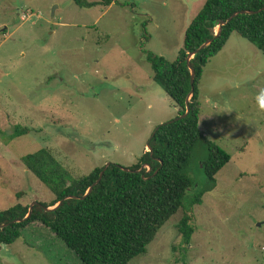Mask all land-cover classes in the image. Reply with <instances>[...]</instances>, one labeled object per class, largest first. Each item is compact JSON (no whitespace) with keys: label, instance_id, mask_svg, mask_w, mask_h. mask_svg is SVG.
I'll return each mask as SVG.
<instances>
[{"label":"rangeland","instance_id":"obj_1","mask_svg":"<svg viewBox=\"0 0 264 264\" xmlns=\"http://www.w3.org/2000/svg\"><path fill=\"white\" fill-rule=\"evenodd\" d=\"M110 1L84 9L72 0H0V212L54 200L23 156L47 149L74 178L107 164L131 167L156 128L178 116L145 56L174 62L205 0ZM262 91L264 53L231 35L198 85L200 128L231 160L215 189L191 207L190 244L177 230L180 209L129 264H264ZM15 126L29 132L8 140ZM203 154H193L187 175L194 187L182 208L206 182ZM0 264L81 262L33 223L1 246Z\"/></svg>","mask_w":264,"mask_h":264},{"label":"trees","instance_id":"obj_2","mask_svg":"<svg viewBox=\"0 0 264 264\" xmlns=\"http://www.w3.org/2000/svg\"><path fill=\"white\" fill-rule=\"evenodd\" d=\"M72 1L84 9L108 6L111 2ZM234 14L237 15L215 36L216 22H225ZM233 34L264 53V0H205L186 28L174 62L146 54L153 81L172 100L178 116L186 113V99L191 91L190 68L195 72L194 91L185 117L175 120L177 116L159 125L147 144L151 152L146 151L137 164H108L106 168H95L88 176L74 178L47 149L23 156L22 164L51 192L54 200L34 206L27 219L29 207L21 204L0 212V249L14 244L29 225L40 223L81 264H129L146 253L158 231L180 209L184 216L177 230L188 246L195 232L191 207L201 204L203 195L215 189V176L231 160L199 128L198 85L208 62L222 51ZM208 41L187 62L188 55ZM28 132L26 127L15 126L7 139L14 140ZM197 149L204 152L199 161L206 182L190 207L182 208L186 193L194 187L187 170ZM61 201L58 208L44 210Z\"/></svg>","mask_w":264,"mask_h":264},{"label":"water","instance_id":"obj_3","mask_svg":"<svg viewBox=\"0 0 264 264\" xmlns=\"http://www.w3.org/2000/svg\"><path fill=\"white\" fill-rule=\"evenodd\" d=\"M236 15H237V14L232 15V16H231L230 18H228L225 22H223V21H218V22H216L217 30H216L215 36H218V35L220 34L221 27H222L223 25L227 24L228 22H230V21H231ZM209 43H210V41L204 43V44H203L202 46H200V47H199L194 53L189 54V55H188V58H187V62H189L190 59H192V57H193L195 54H197L200 50H202L203 48H205ZM190 73H191V77H190L191 91H190V93H189V95H188V97H187V99H186V113H185V115H186V114L188 113V111H189V106H188V104H189V102H190V98H191V96H192V94H193V91H194V77H195V72H194V70L191 69V68H190ZM185 115H184V116H178L175 120H178L179 118H184ZM147 149H148V152H151L150 147L147 146ZM107 166H108V164L105 166V168H106ZM143 168H144V167H142L140 170H142ZM123 169H124V168H123ZM124 170H125V169H124ZM103 172H104V171H102V172L100 173L99 178H98V180H97V182H96L95 184H97V183L100 181V179H101V177H102V175H103ZM90 191H91V188L89 189V191L87 192V194H88ZM61 203H62V201L59 202L55 207H53V208H44V210H46V211L54 210V209L58 208V207L60 206ZM34 206H40V207H41V205H40L38 202H35V201L32 202V204L29 206L28 214H27V216H26L25 219H27V218L31 215V213H32V209H33Z\"/></svg>","mask_w":264,"mask_h":264},{"label":"crops","instance_id":"obj_4","mask_svg":"<svg viewBox=\"0 0 264 264\" xmlns=\"http://www.w3.org/2000/svg\"><path fill=\"white\" fill-rule=\"evenodd\" d=\"M223 49H224V48H223ZM223 49H222V50H223ZM203 72H204V71H203ZM152 96L154 97V94L151 95V96H147V97H152ZM200 114H201V113H200ZM204 117H205V116H202V115L199 116V128H200L201 125H202V124H201V119L204 118ZM200 130H201V132H202V129H201V128H200ZM202 133H203V132H202ZM203 134H204V133H203ZM146 149H147V148H146Z\"/></svg>","mask_w":264,"mask_h":264},{"label":"clouds","instance_id":"obj_5","mask_svg":"<svg viewBox=\"0 0 264 264\" xmlns=\"http://www.w3.org/2000/svg\"><path fill=\"white\" fill-rule=\"evenodd\" d=\"M260 98H264V91L260 93Z\"/></svg>","mask_w":264,"mask_h":264}]
</instances>
